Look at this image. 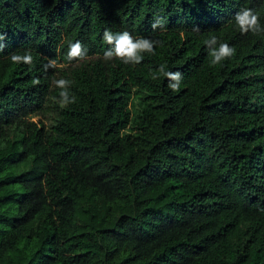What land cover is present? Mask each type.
I'll use <instances>...</instances> for the list:
<instances>
[{
    "label": "trees",
    "instance_id": "trees-1",
    "mask_svg": "<svg viewBox=\"0 0 264 264\" xmlns=\"http://www.w3.org/2000/svg\"><path fill=\"white\" fill-rule=\"evenodd\" d=\"M246 8L264 28V0H0V264H264V32H240ZM105 29L159 43L106 60ZM219 43L235 55L211 66Z\"/></svg>",
    "mask_w": 264,
    "mask_h": 264
},
{
    "label": "clouds",
    "instance_id": "clouds-1",
    "mask_svg": "<svg viewBox=\"0 0 264 264\" xmlns=\"http://www.w3.org/2000/svg\"><path fill=\"white\" fill-rule=\"evenodd\" d=\"M235 22L239 27L241 33L252 32L253 34H259L264 32V28L260 25L259 15L253 12L252 9H242L235 14ZM163 18L157 17L154 23L151 25L153 29L157 27L164 26ZM194 31H199L198 27L194 28ZM3 36H0L2 39ZM103 40L106 44L112 45L111 48L107 49L104 52V58L106 60L118 58L125 64H139L143 60L142 53H154L155 47L158 45V41L151 40L148 38L140 37L133 38V36L128 31H123L119 33H113L109 29H105L103 32ZM205 44L209 46L210 44H217L216 37H212L209 40L205 41ZM83 48L82 44L79 41L70 44L68 51V59H82L84 56H81V49ZM209 48V47H208ZM4 49L3 45H0V52ZM86 51V50H85ZM235 48L230 46L227 43H219L218 47L209 49V55L211 56L210 65L215 66L217 64H221L224 60H227L235 55ZM33 57L31 54L18 55L12 54L10 56V61L14 64H31ZM53 66V62H49L48 65L45 66V69ZM160 71L167 78H170L173 81H177L174 84H168V87L173 91H179L181 84L179 81L183 79L182 73L179 71H164V67L161 66ZM155 78V77H154ZM40 83L39 79H33L32 84L38 85ZM55 84L58 88L61 89L60 97L63 105H67L69 103L75 102V97L70 101L68 99V92L65 91V86L69 84V81L65 79H60L55 81Z\"/></svg>",
    "mask_w": 264,
    "mask_h": 264
}]
</instances>
